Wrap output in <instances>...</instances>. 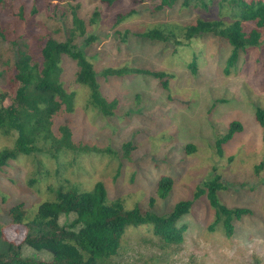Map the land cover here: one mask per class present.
Instances as JSON below:
<instances>
[{
    "label": "rangeland",
    "instance_id": "374dc122",
    "mask_svg": "<svg viewBox=\"0 0 264 264\" xmlns=\"http://www.w3.org/2000/svg\"><path fill=\"white\" fill-rule=\"evenodd\" d=\"M158 3L117 0L107 6L100 0H70L33 14L30 32L64 40L72 26V10L77 11L87 25L85 35L97 36L84 49L98 72L100 90L108 99L116 97L118 101L111 114L100 113L88 102V88L74 80L75 61L63 57L61 79L67 90L76 92L72 110L52 115V129L65 123L76 142L82 140L103 150L66 149L57 156L33 150L9 160L0 167V223L8 238L19 241L23 229L10 221L8 208L22 202L32 212L37 202L52 197L63 179L68 180L64 182L67 186L85 189L100 180L109 198L120 196L127 207L137 204L141 211L164 213L177 200L192 198L196 185L219 172L225 184L220 199L229 206L251 209L232 221L231 236L208 228L213 208L200 195L180 219L186 224L180 242L163 243L147 224L130 226L118 252L104 264H264V139L255 117L256 106L264 105V42L250 46L245 64L226 73L231 45L224 38L201 33L189 46L183 44L175 50L171 41L133 33L156 23L193 22L200 14L213 18L218 14L216 5L200 12L182 5L181 0L171 6L159 7ZM131 6L135 12L114 25L115 13L126 12ZM95 10L99 15L90 23ZM4 17L7 21L17 16L12 12ZM127 28L130 31L123 39L120 32ZM22 40L13 43L0 35V88ZM83 40V36L77 37L78 43ZM194 56L198 63L195 72L188 66ZM242 56L241 52L238 65ZM123 64L164 69L172 76L164 88L149 74L99 73L103 66ZM233 119L239 120L242 128L221 145L222 154H218L215 139ZM17 134V130L10 135L0 132V147L11 146ZM187 143L194 149L188 150ZM163 174L170 175L173 184L161 198L156 184ZM150 196L155 197L153 203H149ZM73 217L61 215L60 223ZM26 252L36 250L26 248ZM38 255L49 258L46 252Z\"/></svg>",
    "mask_w": 264,
    "mask_h": 264
},
{
    "label": "trees",
    "instance_id": "16d2710c",
    "mask_svg": "<svg viewBox=\"0 0 264 264\" xmlns=\"http://www.w3.org/2000/svg\"><path fill=\"white\" fill-rule=\"evenodd\" d=\"M63 1L70 0H0L1 37L13 43L17 38H23L14 62L5 70V85L0 88V132L10 135L13 130L18 131L11 146L0 147V167L16 159L19 154L33 150H47L52 156L66 149L77 152L103 150L82 140L76 142L71 128L65 123L59 124L55 130L51 126V117L56 111H70L74 105L76 91L67 90L61 79V61L65 55L75 61L74 80L88 88V102L100 113L111 114L118 101L116 97L108 99L100 90L98 72L84 49L97 36L93 33L85 35L87 25L75 9L72 10V26L66 39L58 40L40 31L30 32L34 13L41 9L53 10ZM100 1L109 6L117 0ZM130 1L135 4L139 0ZM175 1L159 0L157 6H171ZM181 4L197 8L200 12L209 11L216 5L218 14L213 18L200 14L189 23H156L133 33L148 39L171 41L175 50L183 44L189 46L194 36L201 33L224 38L231 45L225 59L226 73L245 64L250 46L264 42V0H181ZM13 5L18 9L14 10ZM12 12L18 18L5 21L4 15ZM134 12L133 6L126 12H116L114 25ZM98 15L99 10L93 11L90 23ZM123 31L120 34L125 39L130 30L127 28ZM79 36L84 38L81 43L77 42ZM241 52L243 56L238 65ZM195 56L188 63L193 72L197 70L198 64ZM99 73L106 76L149 74L156 77L164 88L172 76L164 69L129 64L103 66ZM255 117L262 127L264 139V105L256 106ZM241 128L239 120L229 122L226 131L215 139L218 154H222L221 145ZM124 147L128 153L129 142ZM186 147L188 150L194 149L191 143H187ZM261 166L262 162L256 164L255 170L258 171ZM220 178L221 174L217 172L202 180L196 185L192 198L177 200L164 213L141 211L137 204L127 207L120 196L109 198L100 180L85 189L77 185L67 186L64 182L68 180L63 179L52 197L37 202L32 212L22 202L8 208L10 221L22 227L23 231L21 239L15 241L7 237L4 225L0 223V264H104L118 252L126 229L141 224H147L163 243H178L186 228L180 219L200 195L205 196L213 208V218L208 228L221 229L226 236H231L234 229L232 221L251 209L225 204L219 197V191L225 188ZM30 182H33V178H30ZM172 184L170 175H161L157 180L156 194L165 197ZM154 200L155 197L150 196L149 203ZM68 214L74 217L60 223V216ZM26 248L36 252L27 253ZM44 252L49 254V258L38 255Z\"/></svg>",
    "mask_w": 264,
    "mask_h": 264
}]
</instances>
